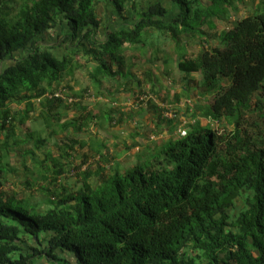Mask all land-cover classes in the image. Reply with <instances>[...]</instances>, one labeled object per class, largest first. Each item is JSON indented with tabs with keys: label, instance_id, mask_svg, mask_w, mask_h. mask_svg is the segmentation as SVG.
Here are the masks:
<instances>
[{
	"label": "trees",
	"instance_id": "trees-1",
	"mask_svg": "<svg viewBox=\"0 0 264 264\" xmlns=\"http://www.w3.org/2000/svg\"><path fill=\"white\" fill-rule=\"evenodd\" d=\"M230 8H236L234 0H0V264H264V0L234 22ZM214 18L224 28L216 29L217 44L211 45L204 27L213 30ZM104 19L108 30L99 40ZM183 35L202 44L180 56L176 68L182 76L199 75L193 79L195 86L201 82L197 89L213 95L209 111L202 108L208 123L224 120L231 128L202 126L196 117L173 124L176 110L169 119L168 107L143 100L140 105L149 104L159 124L169 123L172 131L148 141L140 155L148 153L145 159L137 156L122 166L108 149L107 158L95 146L83 152L86 142L78 131L96 116L84 102L85 90L75 95L66 86L80 100L45 98L36 116L33 98L59 88L73 69L88 64L94 65L87 70L98 89L100 74L114 78L126 71L122 77L138 81V96L144 94L145 78L161 82L156 64L173 81L166 62L178 48L173 42L185 45ZM59 38L64 43L55 51L47 41ZM149 42L154 51L144 49L143 57H127L130 52L119 48L108 52L113 43L130 49ZM103 56L121 61L104 71ZM132 57L151 65L141 78L132 72ZM161 88L154 92L160 95ZM20 102L21 111L9 106ZM68 108L80 116L63 115ZM31 114L59 126L57 157L35 152L46 139L36 137L35 148L18 146L23 139L16 134ZM145 132L149 140L153 132ZM13 152L30 157L34 166L23 163L25 181L19 185L7 175L18 170L9 161Z\"/></svg>",
	"mask_w": 264,
	"mask_h": 264
},
{
	"label": "crops",
	"instance_id": "crops-1",
	"mask_svg": "<svg viewBox=\"0 0 264 264\" xmlns=\"http://www.w3.org/2000/svg\"><path fill=\"white\" fill-rule=\"evenodd\" d=\"M131 56L130 54H127V57ZM130 59V58H127ZM139 58H131V63H133L132 61H135V69L132 70V72L136 75V77L141 78V71L144 72L146 71V69H149L151 67V65L149 63H146L147 65L140 68L139 67ZM156 66L158 67V65L156 64ZM156 66L153 67V70L159 69L158 70V74L161 78V82L164 86V89L162 90V92L165 91V89H167L166 91H172L173 93H177V96L175 94V97H177L175 100L176 102L174 103V107L177 109L181 108V112H180V116L177 117L176 119H174L173 124H178L179 121H181V119H183V121H193L194 118L196 117L199 120H204V117L201 116H195L193 117L192 114L194 113V108L189 109L191 107L187 106H182L183 105V101L182 98L185 97L184 95V89L185 88V84L180 85L178 83H176V85H174L173 88H171V79H169L168 75H163L161 72V68H157ZM1 69V67H0ZM77 69H81V70H85V75L83 76L85 83L83 85V87H80L82 84L79 83L78 78H77V74L76 72H78L79 70ZM142 69V70H141ZM141 70V71H140ZM126 73V71L123 72L122 75H118L115 78H117V82H113V80L110 81H105L103 79H101L100 82V89H98L96 86H94V81L91 79L90 75H89V71L87 70L86 67H78L73 69L71 74H68L67 76H65V78L63 79L61 84H64L66 86H71V90L73 93L79 94L80 91L85 90L84 92V102L87 105V109L90 110L92 112L94 116V118L89 122V124L85 127L82 128V131H78V135L81 138H85L87 140H85L86 142V146L84 147V151L83 152H90L93 146H95V148H100L102 149V151L106 152V149L109 150L110 155H112V158L115 159L116 162L120 163L122 166H126L127 164H125L124 162L120 161V159H118L116 157V155L118 156L119 153L122 152V147L121 146V141L116 140L118 138V134L120 131L123 132V138L124 140L126 139L128 142L130 140L129 145L126 146V148L131 149L135 143H138L139 145H141V147L144 149H139L138 147H136L135 150V159L134 162L137 160V156L142 155L145 151V146L146 143L149 141L147 140V136L145 134L144 131L149 130L151 132H153L152 135H157L156 139H160V138H168L170 132L172 131V127L173 126H165L166 124H162L165 126L162 127L161 124H159L158 122V118H157V113L151 108V106H130V107H121L123 105V102H126L129 100V104H132V99H134V97L136 95H138L141 87L138 85V81L136 84H134L133 79H125L124 76ZM87 76V77H86ZM89 77V78H88ZM181 77H183L184 79H188V80H193L195 79L196 75L192 74V75H183L181 74ZM90 79V80H89ZM144 79V78H143ZM144 85H148L147 88L145 89H149V84L150 86H153V84L156 82V87L153 90H159V88H161V85L159 84V82L156 80V78L153 76V81H149L147 80V78L144 79ZM168 81V82H167ZM68 83V84H67ZM149 83V84H148ZM167 87V88H166ZM151 88V87H150ZM95 90V93L93 94L92 98L91 96L88 97L87 93L90 91ZM98 90V91H97ZM144 90V89H143ZM188 90V89H187ZM193 90V89H191ZM87 92V93H86ZM109 92H114L113 93H109ZM110 98V100H108V97ZM161 98V96H160ZM34 99V98H33ZM132 100V101H131ZM35 107H36V116L39 117L40 111L44 110V106L47 105V103L45 102V99H41V101L39 103H35L34 100H32ZM189 101V100H187ZM105 102V103H104ZM117 103V104H122L121 106L118 105L115 106L113 103ZM107 104L109 106H107ZM161 104V103H158ZM162 105V104H161ZM9 106L11 108L17 109V110H23L25 107V103L24 102H20L18 103H10ZM99 106V107H97ZM108 107V108H106ZM189 107V108H188ZM103 108V109H101ZM139 108V109H138ZM63 115H67L69 118H76L79 115L78 110L76 111V109L74 108H69L66 112H63ZM102 115H107L109 118V124L107 125H101V122L103 121V117ZM35 115L30 116V120L26 123V126L21 127V129L23 128V130H20L17 132L16 135H18L17 137H21L23 139V142L20 143L18 146H21L23 149L25 150V148H35L37 141H34L37 138H41V139H46V145L45 147L41 150L39 148H36V151L38 155H43L44 151H51L52 156L54 157L56 154H58L57 152V148H55L54 144L56 143L57 140H61V138L63 137V133L59 132L60 128L57 124H52L50 127L47 126L46 124H44L43 122H41L40 120L35 119V117H33ZM33 118L35 119V121L33 120ZM193 118V119H192ZM176 121V122H175ZM94 123L95 124V128H96V132L95 135L96 136H91L88 133H92L90 131V125ZM112 125V126H111ZM160 125V126H159ZM162 127V128H161ZM127 129V130H125ZM56 130V131H55ZM70 130L72 131V128H70ZM95 131V129H94ZM161 131V133L159 134L158 132ZM38 135H36V133ZM31 134H33L34 136H32L31 138ZM94 134V133H93ZM90 136V137H89ZM3 133H0V139L3 140ZM88 137V138H87ZM156 140L151 139V143L153 144V142H155ZM100 143V144H99ZM40 144V143H39ZM100 147H98V146ZM102 146V147H101ZM117 149V151L114 152L115 148ZM145 147V148H144ZM125 148V147H124ZM44 150V151H43ZM112 152H114V155L112 154ZM15 156H10L9 157V161L12 165H16L15 167L18 168V170L14 171L15 175H17L18 173L22 174L23 171L26 169L23 166V163H25L27 166L30 167L31 164V160L30 157H25L24 159L21 157V155H17L15 152H13ZM22 154V153H21ZM101 154H104V157H107V155L103 152H101ZM140 154V155H139ZM57 156V155H56ZM18 164H21V168L18 167ZM13 169V168H12ZM11 171V169H9V172ZM11 173V172H10ZM15 175H10L9 179L12 181L13 178H15ZM11 176L13 178H11ZM19 176V175H18ZM19 179L21 177H18ZM8 185L6 186H11L12 184L10 182L7 183Z\"/></svg>",
	"mask_w": 264,
	"mask_h": 264
},
{
	"label": "rangeland",
	"instance_id": "rangeland-1",
	"mask_svg": "<svg viewBox=\"0 0 264 264\" xmlns=\"http://www.w3.org/2000/svg\"><path fill=\"white\" fill-rule=\"evenodd\" d=\"M155 0H142V3L143 4H145L146 2H154ZM260 1H262V0H234V4L236 5V8L235 9H231L230 8V12H229V19L232 21V22H234V20H237V19H239V18H242V17H245V16H247V15H250V14H253V12L255 11V9L257 8V6L259 5V2ZM164 3L165 4H168L169 3V0H164ZM137 6V5H136ZM233 8V7H232ZM170 16H173V15H175V13H174V11L172 12V13H170L169 14ZM131 20H133V18L131 17ZM106 21H105V19L102 21V23H101V28H100V31H99V35H98V39L99 40H103L104 39V35H105V31H107L108 29L107 28H105L104 29V25L106 24L105 23ZM214 23H215V25H216V27L213 29V30H211V29H209L208 27H204V30L205 31H207V32H211V37L209 38V40H210V43H211V45L213 44V45H215V44H217V41H216V39H217V37H216V29H219V28H224V23L220 20V19H215L214 18ZM62 38H59V41H57V39L55 40V41H47V43H50L51 45H53V46H56L57 48H58V46L57 45H60V43L62 42V43H64L62 40H61ZM205 40H207L206 41V43H208V38L207 37H205ZM52 42V43H51ZM182 42H185V45H182V43H180L181 45H179V44H175L174 42H173V44L174 45H176L178 48H172V54H171V56H169V61L168 62H166L167 63V65L170 67V70H171V76H172V79H173V81H170L171 83H173L174 82V77L176 76L177 77V80L178 81H176L178 84H179V86L180 85H183V84H186L188 87H189V89H188V93H189V96H187V95H185V97H183L182 98V100H184L183 102V105L182 106H186V104H188V103H190L191 104V106H193L194 107V113L192 114V116L193 117H195V116H201V117H204V116H202V108L204 107V109L206 110L207 109V111H209V109H210V102L212 101V96L213 95H207L206 93H203V92H201V91H199L198 89H197V86L198 85H201V82L198 84V85H196L195 86V83L193 82L195 79H198V78H200V76L199 75H197L196 77H195V79L194 80H190V81H184V79H182V78H180V76H179V74H182L177 68H176V62H177V60L179 59V57L180 56H182V55H189L190 53H193V52H196L199 48H200V46H201V42H200V40H199V37H196V39L195 40H193V41H191V38L189 37V36H186V35H183V40H182ZM61 43V44H62ZM156 44V42H152V44ZM164 43V42H163ZM150 46H151V49H152V45L150 44V42L149 43H147L146 44V47L145 46H143V47H138V45L136 46V47H131L130 49H127V46L126 47H124L123 45L121 46H119V45H117L116 43H113L112 44V46H110V48H109V53H112V54H114L116 51H117V49H115V48H119V51H122L121 52V54L123 53V52H127V51H129L130 53H128V54H131L132 52H135L134 54H136L137 52L139 53V55L141 56V57H143V55L141 54V53H143L144 52V49H150ZM169 49L170 48H168L167 50H166V52L167 53H169ZM60 49L58 48V49H56L55 51H59ZM67 49H65V51H66ZM153 50V49H152ZM65 51L63 50V54H65ZM154 51V50H153ZM100 55H102V53L100 52L99 53V55L98 56H100ZM80 56V55H79ZM84 58H85V56H83ZM120 57V56H119ZM119 57L118 56H116V58H114V57H109V56H107V57H105V56H103L102 57V59L104 60V64H105V68H103L102 70H104V71H107V70H109L110 69V67L113 69V68H116L117 67V64H118V62L117 61H121V58L119 59ZM72 58L74 59L73 61H74V63H75V66H76V62H79L80 61V59H76V57H75V54L74 55H72ZM77 58H79L78 56H77ZM124 60V59H123ZM128 61H129V59H125L124 60V62H127L128 63ZM81 62H84L83 61V59H82V61ZM142 64H140L139 65V67L140 68H142V67H144V66H146L147 64H146V62L145 61H142L141 62ZM112 64V65H111ZM90 67L92 68H94V65L92 66H90L89 64H88V66H86V68H89L90 69ZM160 68V67H159ZM77 70H79L78 72H76V74H77V78H78V81H79V83L80 84H82L80 87H83V85H84V83H85V80H84V78H83V76L85 75V70H81V69H77ZM158 70L159 69H156V70H154V74H158ZM142 72V71H141ZM100 74V73H99ZM103 75H101L100 74V78L101 79H103V80H107V81H110V80H113V82H117V78H113V76H111L110 74H108V73H106V72H104V73H102ZM87 77V76H86ZM89 78V77H88ZM180 79H182V81H180ZM90 80V79H89ZM168 82V81H167ZM68 84V83H67ZM157 84V83H156ZM160 85H161V87H164L163 86V84L162 83H159ZM94 86H95V84H94ZM162 89V88H161ZM191 89H193V90H191ZM200 89H201V86H200ZM149 90L151 91V94H152V96H153V100H156V102L157 103H161L162 104V106H165V107H168V109H175L176 110V112H177V114H178V117H179V115H180V112H181V108H175L174 107V103L176 102V97H175V93H173L172 91H164V92H160L161 94L159 95V94H157L156 92H154V90L152 89V88H149ZM163 90V89H162ZM167 90V89H166ZM95 93V90H93V91H90V92H88L87 93V96L88 97H90L91 96V98H92V96H93V94ZM262 94L264 95V90H263V92H262ZM177 95V94H176ZM160 96H162V97H165L166 99H167V101H162V100H160ZM108 97V100H110V98H109V96H107ZM132 100H134V99H132ZM131 100V101H132ZM187 100H189V101H187ZM105 103V102H104ZM115 106H117L118 107V105H120V104H117L116 102L115 103H113ZM122 105V104H121ZM120 105V106H121ZM147 105H149V104H147ZM146 105V106H147ZM107 106H109L108 104H107ZM130 107V106H133V104H129V100L128 101H126V102H123V105L121 106V107ZM159 106H161L160 104H159ZM97 107H99V106H97ZM106 108H108V107H106ZM69 109V108H68ZM101 109H103V108H101ZM174 110V111H175ZM171 112H168L167 113V115L169 116V117H171ZM196 114V115H195ZM102 117H103V121L101 122V125L103 126V125H107V124H109V117L107 116V115H102ZM255 120V119H254ZM198 122H199V124L200 125H202V126H209V125H211V127L212 128H214V129H216L217 127H219V128H225V127H228V128H231V126L230 125H228L227 123H226V121H224V120H221V121H215V122H213V121H210V123H208V121L204 118V120H198ZM162 124H166L165 126H169L168 124L169 123H167V122H163V123H161V126L162 127H164L165 128V126L164 125H162ZM112 126V125H111ZM160 126V125H159ZM264 126V125H263ZM161 127V128H162ZM94 129H95V131H94ZM125 130H127V129H125ZM90 131L92 132V133H88L89 135H91V136H96L95 135V132H96V128H95V124L94 123H92L91 125H90ZM145 132V131H144ZM94 133V134H93ZM146 133V132H145ZM159 134L161 133V131H159L158 132ZM124 134H123V132L122 131H120L119 132V134H118V138L116 139V140H119V141H121V146L120 147H122V152L121 153H119V155L117 156L116 155V157L118 158V159H120V161H122V162H124L125 164H127V165H129V164H133V162H134V159H135V150H136V147H138L139 149H142V150H144L142 147H141V145H139L138 143H135V145L131 148V149H127L126 148V146L127 145H129V143H130V140L128 141V142H126L127 140L125 139L124 140V138L122 137ZM156 136L157 135H152L151 137H150V139H149V141H151V139H154V140H156ZM90 137V136H89ZM88 138V137H87ZM81 139H83V140H86L85 138H81ZM86 142H87V140H86ZM148 143V142H147ZM147 143H146V146L145 147H147ZM100 144V143H99ZM98 146V145H97ZM98 147H100V146H98ZM102 147V146H101ZM125 147V148H124ZM144 147V148H145ZM115 148V147H114ZM138 150V149H137ZM136 150V151H137ZM115 151H117V149L115 148L114 149V152ZM45 152H47V153H45L46 155H49V152L48 151H45ZM103 153H104V151H102ZM114 152H112V154L114 155ZM144 152V151H143ZM96 154V153H95ZM94 154V155H95ZM140 155V154H139ZM147 155H149L148 153H146V154H144L143 156H140L142 159H145V156H147ZM77 156V155H76ZM109 156H110V158H111V156L112 155H110L109 154ZM152 156V154L150 153V157ZM55 157H57V156H55ZM98 157V156H97ZM107 158V157H106ZM153 159V158H152ZM93 160L94 159H91V165H93ZM82 162V161H81ZM13 166H16V165H13ZM18 167H20L21 168V164H18ZM31 167H34V166H31ZM31 167H29V168H31ZM82 169H83V167H82ZM8 177H10V175H11V173L10 172H8ZM12 175H15V173L14 172H12ZM19 175V176H18ZM16 177L15 178H13L12 176H11V178H13V180H12V182L15 184V185H19L20 183H19V180L20 181H22V182H24L23 181V173L22 174H20V173H18L17 175H15ZM18 177H21L20 179L18 178ZM27 177H28V175H27ZM11 181V180H10ZM35 181H36V179H35ZM69 182H70V186H72V187H75L74 186V184L73 185H71L74 181H72V183H71V181L69 180ZM18 183V184H17ZM5 185H8L7 183L5 184ZM7 187V186H6ZM39 196V197H45V195L43 194V192H37L36 194H35V196ZM44 205H41V207H43ZM36 264H49L48 263V261L47 260H45V259H39L37 262H36Z\"/></svg>",
	"mask_w": 264,
	"mask_h": 264
},
{
	"label": "built area",
	"instance_id": "built-area-1",
	"mask_svg": "<svg viewBox=\"0 0 264 264\" xmlns=\"http://www.w3.org/2000/svg\"><path fill=\"white\" fill-rule=\"evenodd\" d=\"M46 96L48 97H57V98H60L62 99L63 101H66L67 103H70L72 104V102H78L80 100L79 97L77 96H70L67 94V88H65L64 86L52 91V92H47L46 93ZM137 97V98H136ZM134 100L132 101V104L133 106H140V102L145 100V102H147L148 100H150L152 98V95L148 92L144 93V94H141V95H137ZM40 99H37V101H39ZM168 111L164 112L165 116L167 118H170L168 115H167ZM173 115L171 114V117Z\"/></svg>",
	"mask_w": 264,
	"mask_h": 264
},
{
	"label": "clouds",
	"instance_id": "clouds-1",
	"mask_svg": "<svg viewBox=\"0 0 264 264\" xmlns=\"http://www.w3.org/2000/svg\"><path fill=\"white\" fill-rule=\"evenodd\" d=\"M62 86H64L65 88H67L66 85H64V84H62L60 87H62ZM60 87H59V88H60ZM57 89H58V88H57ZM55 90H56V89H55ZM147 90L150 91L149 89H147ZM52 91H54V90H52ZM52 91H50L49 89L46 90L41 96H39V97H35V98L33 99L34 102H35V103H39V102L41 101V99H43V98H44V99H45V98H52L53 96H52V97H48V96H46V93H47V92H52ZM86 93H87V92H86ZM78 96H79V95H78ZM136 96H137V95H136ZM136 96H135V97H136ZM135 97H134V98H135ZM54 98H57V97H54ZM152 98H153V96H152ZM37 99H40V100L37 101ZM58 99H60V98H58ZM60 100H62V99H60ZM62 101H63V100H62ZM172 110L174 111L175 109H168V110H165V112L168 111V112H171V113H172L173 116L170 117V118H173V117H174V113L172 112ZM174 112H175V111H174ZM170 118H169V119H170Z\"/></svg>",
	"mask_w": 264,
	"mask_h": 264
}]
</instances>
